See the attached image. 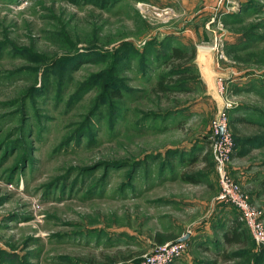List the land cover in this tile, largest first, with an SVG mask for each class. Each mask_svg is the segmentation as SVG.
I'll return each mask as SVG.
<instances>
[{
	"label": "rangeland",
	"instance_id": "obj_1",
	"mask_svg": "<svg viewBox=\"0 0 264 264\" xmlns=\"http://www.w3.org/2000/svg\"><path fill=\"white\" fill-rule=\"evenodd\" d=\"M96 1L0 0V264H141L181 237L190 264H264V242L216 199L217 103L194 62L216 43L226 125L244 118L235 128L251 137L229 169L264 221V1L238 23L225 22L229 0L205 21L155 0ZM172 44L193 56L173 58ZM232 220L245 244L222 240Z\"/></svg>",
	"mask_w": 264,
	"mask_h": 264
},
{
	"label": "built area",
	"instance_id": "obj_2",
	"mask_svg": "<svg viewBox=\"0 0 264 264\" xmlns=\"http://www.w3.org/2000/svg\"><path fill=\"white\" fill-rule=\"evenodd\" d=\"M217 40L216 37H214ZM219 40V38H218ZM209 47L216 50V43ZM222 127L216 142L211 143L210 150L213 155L214 168L217 174L218 191L216 199L233 205L239 213V218L248 227L251 237L257 242H264V221L258 217L255 206L248 200V195L242 190L239 182L232 177L229 162L234 148V138L228 125L226 115L221 112L218 121H214L213 132L216 124ZM184 250V242L179 240L166 241L157 244L151 251L142 255L141 264H172Z\"/></svg>",
	"mask_w": 264,
	"mask_h": 264
},
{
	"label": "trees",
	"instance_id": "obj_3",
	"mask_svg": "<svg viewBox=\"0 0 264 264\" xmlns=\"http://www.w3.org/2000/svg\"><path fill=\"white\" fill-rule=\"evenodd\" d=\"M72 1H76V0H72ZM84 1L85 2L86 1L97 2L96 0H84ZM99 1L101 2L102 0H99ZM254 1L255 0H249V2L247 4H245L244 8L241 10L251 8ZM232 14H233V16H235L236 19L233 21L226 20L225 21L226 23H231V22L238 23L240 21L241 11L237 12V13H232ZM169 49H170L171 56L175 59H178L179 61H183L185 59L191 58L193 56V52H194V48H192L190 53H187L183 48H181L180 46L175 45V44H172V46H170ZM171 72H172V70H171ZM175 73H176L175 77L178 78L177 79L178 81L185 79V77H187V76H185V73L182 72V68H179L178 70H176ZM164 77L165 76L162 74L156 80V82H155L156 90L164 91V90L168 89V86H167L168 84L163 79ZM104 93H105V96H107V95L112 96V95H119L120 91H119V88H112L111 90L105 91ZM242 119H244V118L235 117V118H229V120H228V125H231V130H233L232 132H233V137H234V145H236V144L239 145L238 146L239 148L237 150H234L232 152V155L234 153L242 154L243 146L248 143L249 139H251L250 136L241 135L239 133V131L235 128V122L236 121H242ZM207 141L209 143L208 149L210 150L212 138L209 137ZM208 149L205 148V150H208ZM211 163L214 166L213 160H211ZM182 179L187 180V181H195L196 175L193 172L183 173ZM220 236L225 243L245 244L247 242V237H246L247 235H246L245 229L241 228V222H237L236 220L230 221L229 224L226 225L225 228L220 232ZM223 256L229 257V255L225 254V253L223 254Z\"/></svg>",
	"mask_w": 264,
	"mask_h": 264
},
{
	"label": "water",
	"instance_id": "obj_4",
	"mask_svg": "<svg viewBox=\"0 0 264 264\" xmlns=\"http://www.w3.org/2000/svg\"><path fill=\"white\" fill-rule=\"evenodd\" d=\"M194 62L196 63L199 76L205 84L206 94L212 97L217 103V113L215 116V121L217 122L221 112L224 110L225 102L216 87V79L226 77V73L216 71L212 68V50L209 46L196 45ZM221 129V125L217 123L216 131L212 134L213 142L217 141ZM179 239H182V237Z\"/></svg>",
	"mask_w": 264,
	"mask_h": 264
},
{
	"label": "crops",
	"instance_id": "obj_5",
	"mask_svg": "<svg viewBox=\"0 0 264 264\" xmlns=\"http://www.w3.org/2000/svg\"><path fill=\"white\" fill-rule=\"evenodd\" d=\"M156 3L158 2L160 5L163 7H169V6H174L176 7L177 5H182L185 8L188 9H199V12L204 15L207 14V11L214 8V6L221 7L222 2L220 3L219 0H155ZM264 1V0H263ZM229 6H235L236 7V13L240 12L241 9L244 8L245 4L249 2V0H229ZM220 4V5H219ZM203 10V11H202ZM200 16V14H199ZM205 15L203 16L202 19L205 21ZM208 18V16H207ZM206 18V19H207ZM257 189L255 188V191ZM191 259L190 256L184 255L183 253L180 254L175 260H173L172 264H190Z\"/></svg>",
	"mask_w": 264,
	"mask_h": 264
}]
</instances>
